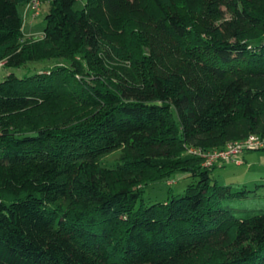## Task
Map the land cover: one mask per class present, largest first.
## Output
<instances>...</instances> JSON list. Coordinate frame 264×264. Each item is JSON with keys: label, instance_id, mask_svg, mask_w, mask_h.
Wrapping results in <instances>:
<instances>
[{"label": "trees", "instance_id": "16d2710c", "mask_svg": "<svg viewBox=\"0 0 264 264\" xmlns=\"http://www.w3.org/2000/svg\"><path fill=\"white\" fill-rule=\"evenodd\" d=\"M31 1L0 0L1 64L70 63L0 79V264H264V211L222 200L253 189L187 151L264 137V0H43L37 37Z\"/></svg>", "mask_w": 264, "mask_h": 264}, {"label": "rangeland", "instance_id": "374dc122", "mask_svg": "<svg viewBox=\"0 0 264 264\" xmlns=\"http://www.w3.org/2000/svg\"><path fill=\"white\" fill-rule=\"evenodd\" d=\"M85 0H75L74 7L81 9ZM43 0L33 15L35 8L19 5L18 10L22 15L23 25L26 29L30 27V33L35 37L39 36L45 24L44 14L47 5ZM24 11L27 12L25 17ZM31 21V22H30ZM28 30V29H27ZM28 32V31H26ZM0 62V79L9 72H14L18 76L36 72L40 69L48 68L56 63L69 64L70 60L66 58H45L40 60L27 61L20 66H6ZM119 157V150H113L101 158V162L112 165ZM240 163L227 161L221 164H215L210 168L212 182L221 185H228L232 189H253L245 195L228 196L223 198V203L230 208V211L236 216H246L252 213L264 211V148L252 149L240 155ZM197 176L189 175L184 172H176L169 179L159 180L149 183L141 193L145 201H163L172 195L181 194L186 186L194 182Z\"/></svg>", "mask_w": 264, "mask_h": 264}, {"label": "built area", "instance_id": "2783aa9c", "mask_svg": "<svg viewBox=\"0 0 264 264\" xmlns=\"http://www.w3.org/2000/svg\"><path fill=\"white\" fill-rule=\"evenodd\" d=\"M33 7L38 8L39 0H32ZM264 148V137L250 133L245 137L228 141L223 147L204 149L200 146H189L187 151L202 157V165L211 166L219 162L233 161L248 150Z\"/></svg>", "mask_w": 264, "mask_h": 264}, {"label": "crops", "instance_id": "0c3cea01", "mask_svg": "<svg viewBox=\"0 0 264 264\" xmlns=\"http://www.w3.org/2000/svg\"><path fill=\"white\" fill-rule=\"evenodd\" d=\"M45 4V3H44ZM26 15H27V12L25 13V17H26ZM31 22V21H30ZM28 29V30H27ZM26 29V25H22V30H23V34L25 35V36H27V35H31L32 33H30V27H28ZM26 31H28V32H26ZM246 152V151H245ZM244 153V152H243ZM242 153V154H243ZM241 160H242V158L240 157L239 159H237V160H233L234 162H236V163H240L241 162ZM221 163H224V162H219L218 164H221Z\"/></svg>", "mask_w": 264, "mask_h": 264}]
</instances>
